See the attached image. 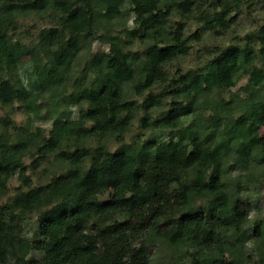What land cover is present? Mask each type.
<instances>
[{
	"label": "trees",
	"instance_id": "16d2710c",
	"mask_svg": "<svg viewBox=\"0 0 264 264\" xmlns=\"http://www.w3.org/2000/svg\"><path fill=\"white\" fill-rule=\"evenodd\" d=\"M195 1L179 4L191 11ZM127 4L136 16L134 34L152 38L164 28L163 0H0V104L20 102L39 117V100L50 93L56 111L61 102L69 107L50 117L48 138L33 133L27 143L23 136L15 141L6 131L10 121L0 117V192L17 171L24 182L0 207V264H151L154 246L169 250L170 264H251L252 245L264 264V220L249 226L250 214L226 176L232 153L240 168L255 159L264 162V99L255 96L264 71L253 67L245 87L250 98L237 117L216 111L206 130L183 131L185 118L209 95L237 85L240 70L253 61V48H222L199 72L175 80L165 92L175 94L172 106L157 120L161 130L178 133L168 140L124 142L134 109L125 95L138 77L137 86L146 88L166 80L167 66L189 53L178 31L163 45L150 44L143 58L112 37L109 53L88 60L86 84L70 94L59 91L71 77L83 38L122 15ZM49 10L57 13L58 26L42 31L38 43L12 38L8 24L17 15ZM220 15L215 20L224 23ZM259 38L264 45V27ZM28 56L33 71L23 79L17 69ZM165 93L151 94L146 108L161 104ZM74 139L75 150L66 148ZM109 139L122 143L112 151L103 142ZM31 143L40 157L56 155L67 169L33 185L23 161ZM31 214H37L33 239L23 235Z\"/></svg>",
	"mask_w": 264,
	"mask_h": 264
},
{
	"label": "rangeland",
	"instance_id": "374dc122",
	"mask_svg": "<svg viewBox=\"0 0 264 264\" xmlns=\"http://www.w3.org/2000/svg\"><path fill=\"white\" fill-rule=\"evenodd\" d=\"M181 0H163V12L165 15V26L157 31L151 38L138 36L133 33L136 24V16L127 4L123 14L113 17L109 22L99 26L98 31L92 37L83 38L80 55L75 63L71 77L67 84L60 88L65 94H70L77 85H85L88 71L85 70L88 60L93 53H109V39L117 37L121 40L126 50H131L137 54L138 58H143V51L153 43L163 45L166 36H174V31L182 34V37L190 45L189 53L173 62L166 69V80L155 82L150 88L137 86L142 77H138L135 82L126 86V100L134 102L132 111V123L126 132L124 142H142L147 138L156 137L158 140H168L176 138L178 133L174 130H161L157 120L167 114L171 108L174 93L170 91L175 85V80L181 74L187 72H199L211 60L215 53L231 45L253 48V61L243 67L239 74V80L235 87L223 91L216 90L209 95L208 102L201 103L197 110L185 118L183 131L188 128L198 127L206 130V125L211 122V115L216 111L222 116L225 113L234 114V118L244 109L245 100L250 98L245 87L250 83L251 71L253 67H258L264 71V45L259 38V33L264 27V0H196L191 11H184L179 4ZM221 14L224 23L217 22L216 16ZM8 24L9 33L14 40H20L27 45L39 42L42 31L58 26V15L55 11L42 13L19 14ZM172 32V33H168ZM143 35V34H142ZM31 58H23L17 69V74L26 79V76L33 71ZM165 93L161 104L146 108L150 95ZM256 100L264 99V83L256 87ZM54 99L50 93L41 96L39 103L42 104L41 116L30 114L25 109L23 103L15 102L12 106L0 104V117L10 122L5 124L6 131L16 141L23 136L27 143L29 136L33 133L41 136H50L53 127V119L59 117L62 112H67L69 107L61 102L59 109H54ZM74 115H77L78 108H72ZM229 109V110H228ZM224 124V122H222ZM88 126H91L88 123ZM31 136V137H32ZM264 136V127L259 132V137ZM39 141L37 138H34ZM112 151L121 145L113 139L103 141ZM78 142L74 139L71 148L75 150ZM93 147H96V142ZM104 144V145H105ZM30 145V144H29ZM99 145V144H97ZM234 153L229 156L227 163V178L231 183L234 193H236L244 207L250 214L249 226L257 220H264V162L256 159L252 160L247 168H240L235 165ZM228 160V159H227ZM27 166L26 175L32 179L33 185H41L50 182L56 175L67 169L65 163L57 159L56 155L40 157L37 146H29L23 159ZM24 189V182L17 173L9 180L5 189L0 192V207H5L10 200ZM23 235L33 239L37 226V214H31L23 223ZM255 239V238H254ZM251 257V264H260L258 253L252 246L247 250ZM38 257V252H34ZM151 264H170L171 253L169 250L154 246L150 249Z\"/></svg>",
	"mask_w": 264,
	"mask_h": 264
}]
</instances>
